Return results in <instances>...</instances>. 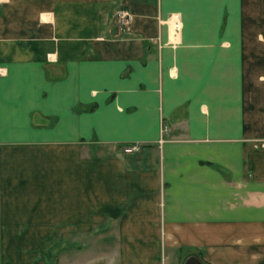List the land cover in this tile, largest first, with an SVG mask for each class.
<instances>
[{"label":"crops","instance_id":"1","mask_svg":"<svg viewBox=\"0 0 264 264\" xmlns=\"http://www.w3.org/2000/svg\"><path fill=\"white\" fill-rule=\"evenodd\" d=\"M193 252L264 264V0H0V264Z\"/></svg>","mask_w":264,"mask_h":264},{"label":"rangeland","instance_id":"2","mask_svg":"<svg viewBox=\"0 0 264 264\" xmlns=\"http://www.w3.org/2000/svg\"><path fill=\"white\" fill-rule=\"evenodd\" d=\"M118 10H115L114 11V13H113V19H114V21H115V23H116V25H118V27L119 26H122V27H125V26H127V23L130 21V19H127V20H122L120 17H119V15H118ZM173 14H175V13H170L169 14V16L167 17V19H166V21H167V24H168V26L170 25V27L169 28H171V33L173 32V25H172V20L174 19L175 20V15H173ZM177 20L179 21L180 20V18L178 19L177 18ZM175 33H178V30L177 31H175L174 30V32L172 33V34H175ZM162 142H163V138H161L160 139V141H159V145H161L162 144ZM159 148H160V146H159ZM106 150V149H105ZM121 150H122V152L124 153V154H134V155H138L139 154V151L141 150V149H139L138 150V147L137 148H135V149H133V150H128V147H127V145H125V146H122L121 147ZM148 152H149V155L151 156H153V157H156L157 156V151H156V149H154V150H148ZM79 239H80V243L82 242V243H86V242H88V243H93L94 245H95V250L93 251L94 252V256H95V258H96V261L97 260H100V259H103L102 257V255H104V253H106V249H104V247H106V234H105V236L104 235H97V234H94V235H79ZM96 242V243H95ZM100 247H102V249L100 248ZM98 248V249H97ZM68 252H71L70 250H68ZM190 254H192V253H190ZM193 254H196L195 252H193ZM102 263H106V260H103V261H101ZM97 264H102V263H100V262H96Z\"/></svg>","mask_w":264,"mask_h":264},{"label":"built area","instance_id":"3","mask_svg":"<svg viewBox=\"0 0 264 264\" xmlns=\"http://www.w3.org/2000/svg\"><path fill=\"white\" fill-rule=\"evenodd\" d=\"M117 13L122 20H127L131 18V13L127 9H124V8L119 9ZM173 15H175V20L173 19L171 22L173 25V32H174V29L175 31L179 29L180 21L177 20V18L179 19V15L177 13ZM127 147H128V150H133L137 148L138 146L135 143H133V144H128Z\"/></svg>","mask_w":264,"mask_h":264},{"label":"water","instance_id":"4","mask_svg":"<svg viewBox=\"0 0 264 264\" xmlns=\"http://www.w3.org/2000/svg\"><path fill=\"white\" fill-rule=\"evenodd\" d=\"M182 264H208V263L200 259V257L197 254L192 253L184 258Z\"/></svg>","mask_w":264,"mask_h":264}]
</instances>
